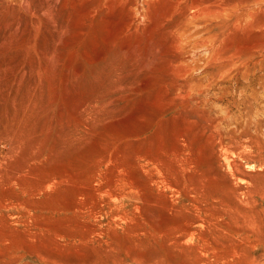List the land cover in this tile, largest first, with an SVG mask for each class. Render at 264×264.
Segmentation results:
<instances>
[{
  "label": "rangeland",
  "instance_id": "obj_1",
  "mask_svg": "<svg viewBox=\"0 0 264 264\" xmlns=\"http://www.w3.org/2000/svg\"><path fill=\"white\" fill-rule=\"evenodd\" d=\"M182 262L264 264V0H0V264Z\"/></svg>",
  "mask_w": 264,
  "mask_h": 264
},
{
  "label": "bare ground",
  "instance_id": "obj_2",
  "mask_svg": "<svg viewBox=\"0 0 264 264\" xmlns=\"http://www.w3.org/2000/svg\"><path fill=\"white\" fill-rule=\"evenodd\" d=\"M232 166H233V165H232ZM231 170H232V169H231ZM256 190H257V189H256ZM252 192H253V191H252ZM241 196H242V195H241ZM259 196H260V195H259ZM252 201H253V200H252ZM253 202H254V201H253ZM253 202H252V203H253ZM252 205H253V204H252ZM248 216H249V215H248ZM191 224H192V223H191ZM185 226H186V225H185ZM187 227H188V226H187ZM185 229H186V228H185ZM183 230H184V229H183ZM187 231H188V230H187ZM189 231L191 232L190 229H189ZM190 232H189V233H190ZM184 233H187V232H184ZM193 233H194V232H193ZM192 235H193V234H192ZM188 236H189V235H188ZM183 237H184V236H183ZM185 237H186V236H185ZM189 237H190V236H189ZM190 240H191V239H190ZM201 249H202V248H201ZM197 250H199V249H197ZM190 251H191V250H190ZM196 252L198 253V251H196ZM191 254H192V253H191ZM191 254H190V255H191ZM194 255H195V254H194ZM194 255H193V256H194ZM197 255H198V254H197ZM186 256H189V254L186 255ZM191 257H192V256H191ZM195 257H196V256H195ZM190 259H191V258H190ZM192 259H193V257H192ZM197 259H198V257H197ZM192 262H193V260H192ZM196 262H199V261L196 260ZM181 264H183V262H182ZM184 264H186V263H184ZM191 264H194V263H191Z\"/></svg>",
  "mask_w": 264,
  "mask_h": 264
}]
</instances>
